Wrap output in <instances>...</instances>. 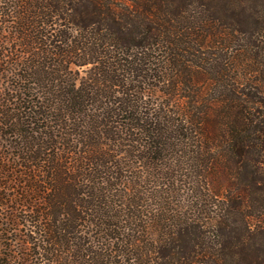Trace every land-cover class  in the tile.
I'll list each match as a JSON object with an SVG mask.
<instances>
[{"label":"trees","instance_id":"16d2710c","mask_svg":"<svg viewBox=\"0 0 264 264\" xmlns=\"http://www.w3.org/2000/svg\"><path fill=\"white\" fill-rule=\"evenodd\" d=\"M0 264H264V0H0Z\"/></svg>","mask_w":264,"mask_h":264},{"label":"rangeland","instance_id":"374dc122","mask_svg":"<svg viewBox=\"0 0 264 264\" xmlns=\"http://www.w3.org/2000/svg\"><path fill=\"white\" fill-rule=\"evenodd\" d=\"M81 71V70H80Z\"/></svg>","mask_w":264,"mask_h":264}]
</instances>
